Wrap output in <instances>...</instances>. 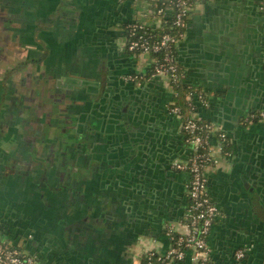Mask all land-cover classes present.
Wrapping results in <instances>:
<instances>
[{"label": "crops", "instance_id": "0c3cea01", "mask_svg": "<svg viewBox=\"0 0 264 264\" xmlns=\"http://www.w3.org/2000/svg\"><path fill=\"white\" fill-rule=\"evenodd\" d=\"M10 1L21 22L24 67L29 72L38 57L36 74L45 85L72 82L71 94L43 90L72 102L76 122L91 130L86 151L92 157L74 174L38 165L32 148L40 124L22 128L8 115L14 103L10 111L0 97L1 150L21 127L9 151L12 169L0 171V227L39 264H145L148 251L171 247L172 227L182 229L190 174L174 161L192 154L180 119L167 109L173 86L153 73L150 52L128 48L133 21L162 25L150 11L156 0ZM176 56L187 82L206 98L195 99L194 111L229 140V155L215 148L218 162L207 166L208 189L220 208L207 237L212 264H264V115L252 117L264 112V0L197 2ZM133 73L139 76L129 78ZM29 94L26 102L34 103L35 93ZM116 95L136 106L131 155L115 130L121 118L111 116ZM105 100L110 103L101 105ZM240 248L247 253L238 256ZM193 254L189 249L166 264H198Z\"/></svg>", "mask_w": 264, "mask_h": 264}, {"label": "built area", "instance_id": "2783aa9c", "mask_svg": "<svg viewBox=\"0 0 264 264\" xmlns=\"http://www.w3.org/2000/svg\"><path fill=\"white\" fill-rule=\"evenodd\" d=\"M201 1L205 0H162L164 5L154 15H159L161 23L164 24L163 14L169 9L172 10V26L176 31L174 33L167 31L160 38L153 39L154 34L149 21L136 20L129 25L130 34L139 32L136 38L129 39L130 51L135 54L161 52V56L154 57L152 70L154 74L162 76L171 84L173 89L174 84L187 81L186 73L177 60L176 48L185 33L196 3ZM152 10L151 8L150 11ZM135 76L137 75L131 74L129 78L132 79ZM174 93L178 92L174 90ZM195 99L206 102L202 93L188 92L187 103L191 111L186 117H183L182 108L174 102V99L167 105V109L180 119L184 141L194 149L189 157L174 161L177 168L184 169L190 174L188 198L191 201L188 199L185 217L181 219L182 229L171 228V247L163 253L155 250L148 251L145 264H166L173 259H181L189 249L194 253L193 258L198 264H212L207 237L220 213V208L208 189L207 166L218 162L214 153L215 148L229 155L226 148L229 140L225 131L215 122L200 120L201 117L194 111ZM255 113L252 117L256 116ZM261 115L263 116L264 112H261ZM245 253L247 248H240L237 251L238 256H243ZM0 264H39V261L35 254L23 251L17 243L9 239L0 227Z\"/></svg>", "mask_w": 264, "mask_h": 264}, {"label": "flooded vegetation", "instance_id": "af4514ba", "mask_svg": "<svg viewBox=\"0 0 264 264\" xmlns=\"http://www.w3.org/2000/svg\"><path fill=\"white\" fill-rule=\"evenodd\" d=\"M0 3L4 4V6L9 8V12H10L9 16L12 18L10 20L11 21L16 20V22L18 23L15 26L8 25L7 27L6 26L4 27V28H8L11 31V32L9 31V34H8V31L5 33V38L10 37L11 35L15 36V33H16V35L20 37V43L23 44L24 40L22 38V35L20 34L21 35L20 36L19 33H17V31L20 29L21 22H18L19 21L18 18L15 17V15H13L10 10L12 9L11 1L10 0H0ZM37 58L32 59L33 63H31V66H30L31 69L29 72H27V68H28L27 65H26L27 68H23L25 59L22 58V60H18V63L14 65H10V68H8L6 71L0 74V97L2 98L1 106L4 105L5 108H8V110L14 111V108H12V103H14L13 105L15 106V111L12 113H9L8 115L11 118H14L16 121L18 120L19 123L23 122L22 128L24 129H26V125H30L31 127H33V123L31 122L30 118L33 117V114L36 116V111H35L34 103L26 102V98H29L27 97L28 95L27 89L26 90L22 89L20 95H18L19 93L17 90H18L19 85H17L15 78L20 73L21 78H22V84L20 85L30 89L31 90L30 92L34 94L37 87H39L40 84L44 83V80L39 78V74H36L39 71V68L37 66L38 64ZM8 70H9V73H8ZM30 74H31L33 82L32 83L29 82L30 85H28V79H30L28 75ZM134 74L137 75L135 77L139 76L137 73H133V75ZM51 84L52 83L49 82V84L47 83L45 86L43 85L41 87L42 89H45V88H48L49 86L50 87L49 89H51V86H52ZM52 88H55L57 96H60L62 94L61 89H65V92L67 94H71L73 92L72 82L68 81L65 84L63 83V81H61V79L60 80L57 79V81H55ZM49 89H46V90H49ZM44 92L47 93L46 91ZM117 95H116V98L118 100L117 104L119 105L116 106L114 105V102H111L112 103L111 106L117 108L116 110H114V115H115L114 117L117 120L116 122H118V119L121 118V121L118 124L117 123L115 124V130L119 132L118 138L120 139L124 138L122 139V142H124L125 144L124 146L126 147V149H124V153L126 154L128 153L131 155L133 153V149L129 148L128 146H129V142L135 140L134 139L135 136H133L135 132V130H133L135 127V123L132 118L133 116L132 112L135 110L136 106L134 105L133 101L129 105H125L123 103L125 101L123 96L121 95L117 96ZM55 97L56 96H52V97H48L47 99L50 101L51 109H52L51 116L49 117L50 120L47 121V123H44V128L41 127V125L39 126V129H40L39 143L38 145L34 146V149L32 148L33 150L32 156L34 157L39 156L38 165L45 163L46 168L49 167L51 168V170L54 169L60 175L63 172H66L67 174H70V173L74 174L76 173V171L78 170L80 166L86 165L87 160L90 157H92V153H88L86 151V145H87V141H89L90 139L91 130L83 128L84 127L83 124L85 122L83 124L82 122L79 123V121L76 122L75 112L73 111V108H71L72 102H70V100L69 102L65 98L56 100ZM107 102L108 101L105 100L104 103L101 105H104L105 103L107 104ZM109 103L110 102H108V104ZM18 105L20 106L19 110H17V107H16ZM23 116L25 117V119L21 118ZM7 118H8V121L11 122V119L9 117ZM124 118L125 119L129 118L130 123H128L127 120H124ZM39 120L41 121V123H43L40 117H38V123H39ZM97 120L96 121L91 120L95 126H97V124L95 123L97 122ZM16 126L18 125L16 124ZM20 129L21 127L17 128V132L15 131L16 134L19 133ZM124 129L125 131L121 132ZM16 134L14 133L13 137H10L9 135H7L8 137L11 138L10 139L11 143L12 142L14 143L16 141L15 139ZM11 143L7 148L1 147L2 150L0 149V171L3 169L2 171H4L6 174L10 173V170L12 169L10 168L12 164L9 163L10 162L9 159L11 156L9 154V151L15 149V145ZM51 143L53 145H51ZM115 147L118 150L120 148L117 145H114V147L112 148L115 149ZM46 148L49 150L48 152ZM44 150H46V152L49 154L50 159L47 162H46L47 157L44 155ZM94 156L97 157L98 153H95ZM167 160L168 162L171 160L170 155H168ZM128 185L131 186L132 188H136L131 182ZM56 186H58V184Z\"/></svg>", "mask_w": 264, "mask_h": 264}, {"label": "rangeland", "instance_id": "374dc122", "mask_svg": "<svg viewBox=\"0 0 264 264\" xmlns=\"http://www.w3.org/2000/svg\"><path fill=\"white\" fill-rule=\"evenodd\" d=\"M9 13H10L9 8L4 6V4L0 3V74H2V72L10 68V65H14L18 63V60H22V58L25 56V54L23 53L25 45L20 43V38L18 35L15 34V36L11 35L10 37L5 38V33L8 31L9 34L10 30L4 27L5 26L7 27L8 25H13V26L17 25L16 20L15 21L10 20L12 18L9 16ZM15 80L17 82V85H19L17 90L19 93L18 95H20L22 89L24 90L27 89V93L29 94L31 90L20 85L22 84V78L20 73L19 75H17ZM43 85H45V83L40 84L39 87H37V89L35 90V94H34L35 99L33 102L36 111V116L33 114V117L30 118L31 122L33 123V127L36 126V123L38 122V117L41 116L50 117L52 112L51 103L49 100H47L48 97L46 93L43 92V89L41 87ZM44 123L47 122L41 123V121L39 120V124L43 128H44ZM185 143L188 145V147L191 148L193 153L194 151L193 147L187 142ZM168 154H170L169 151Z\"/></svg>", "mask_w": 264, "mask_h": 264}, {"label": "trees", "instance_id": "16d2710c", "mask_svg": "<svg viewBox=\"0 0 264 264\" xmlns=\"http://www.w3.org/2000/svg\"><path fill=\"white\" fill-rule=\"evenodd\" d=\"M164 5L162 0H156L154 3H152V8L154 13H158V9ZM164 19H165V23L162 24L161 26H156L153 25L151 23V28H152V33L154 34V38H160L164 33H166L167 31L169 33H174L176 31L175 27L172 26V19H173V11L172 10H167V13L163 14ZM130 27H128V33H129V39L131 38H136L137 35L139 34V32H137L136 34H130L129 31ZM140 52V51H138ZM154 57L156 56H161V52H150ZM174 90H176L178 93H174L173 99L174 102L176 104H178L181 108H182V115L183 117H186L189 115L190 111H191V107L190 105L187 103V95L188 92L190 91H195L196 93H200L199 89L193 85H191L190 83H188L187 81H181L178 84H174ZM261 116H255L254 120H258ZM201 121H204L206 119L200 118ZM226 148H228V144L226 145ZM189 201H191L190 198H188ZM185 217V215L183 216V218ZM147 258H145V262H146ZM158 264V263H156Z\"/></svg>", "mask_w": 264, "mask_h": 264}, {"label": "water", "instance_id": "95a60500", "mask_svg": "<svg viewBox=\"0 0 264 264\" xmlns=\"http://www.w3.org/2000/svg\"><path fill=\"white\" fill-rule=\"evenodd\" d=\"M122 89H124L122 86H120ZM120 87H118V89H117V91H119V88ZM116 91V92H117ZM117 98H116V96H115V98H113V100L111 101V102H114V105H116V106H118L119 104H117ZM117 108L116 107H113V110H116ZM256 111H254L253 113H255ZM111 116H114V113L113 114H111ZM119 117V116H118ZM246 122L248 121V116H245L244 118H243ZM124 120H125V118H124ZM99 139L101 140V141H104L105 140V138H101V137H99ZM103 139V140H102ZM105 141H107V140H105ZM109 145H111V143L109 144ZM108 147V146H107ZM249 171H250V173L251 174H253L254 175V177H256V174H257V172H253V170L250 168L249 169ZM249 189H250V191H252L251 190V187H249ZM247 196V195H246ZM249 196H250V198L249 197H247V198H249L250 200L249 201H251V202H253L254 201V199L252 198V196H253V194L252 195H250L249 194Z\"/></svg>", "mask_w": 264, "mask_h": 264}]
</instances>
